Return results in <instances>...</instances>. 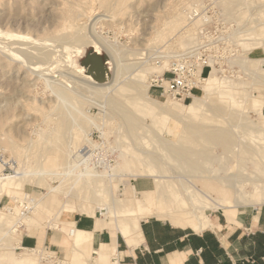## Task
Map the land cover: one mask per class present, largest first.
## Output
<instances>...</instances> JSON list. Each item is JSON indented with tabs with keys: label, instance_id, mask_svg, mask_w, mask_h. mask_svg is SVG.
<instances>
[{
	"label": "rangeland",
	"instance_id": "1",
	"mask_svg": "<svg viewBox=\"0 0 264 264\" xmlns=\"http://www.w3.org/2000/svg\"><path fill=\"white\" fill-rule=\"evenodd\" d=\"M192 1L194 0H0V150L15 162L18 161L19 171L23 168L41 171L44 166H49L48 172L42 177L29 176L30 179H26L19 189L4 191L0 201L1 210H5L4 206H17L14 200L22 196L23 192H29L31 203H35L47 195L49 185H60L63 176L51 172L70 166L73 152L87 141L81 136L75 149L70 151L71 137L77 129L73 127L65 132L60 127L61 117L67 115L69 109L84 120L86 132H90L91 136L93 134L94 140L102 143L100 153L111 159L112 164L117 162L115 168L120 179H105V193L109 200L113 198L121 203L119 200L132 197L138 204V213L155 212L158 197H167L168 200V195L174 196L177 186L172 185V182L178 179L184 185L195 184L200 189L211 192L213 196L221 195L220 197L231 200L235 199L234 191L238 189L244 199L258 203L257 197L264 192V182L260 181L258 174L264 166V130H257L256 124L258 126L264 119L260 116L259 106L255 105L249 111L245 108L244 101L251 94L260 96L264 90V81L251 76L250 69L242 66L239 58H235L228 71H215L220 80L228 82L225 84L227 86L224 85L205 97L212 105V111L190 115L184 122L164 114L160 106L175 103L185 106L191 99L183 102L165 98L161 88L151 84L152 78L166 71L169 60L186 48L184 40L194 37L186 20V10ZM224 7L228 11H235V19L246 26V40L241 42L240 53L264 57V24H261L264 22V0H224ZM92 28L102 38L120 47L123 75L115 90L107 94L94 95L81 90L75 83L80 74L79 68L72 66L67 59L75 56L77 66H85L88 62L87 54L92 51L93 46H88L87 53L80 56L84 48L78 50L80 45H74L75 41L71 44L70 41L73 40L68 39L66 33L68 35L72 30H79L81 34H86ZM61 35L66 38L65 42ZM20 39V42H28L30 45L51 47L48 58L41 60L33 53L21 52L15 43ZM135 52L142 54H137V57L149 58V61L144 65L130 63L135 60ZM147 53L151 57L147 58ZM107 57L110 59L109 54ZM259 64L264 67L262 60ZM142 68L147 70L140 72ZM65 69L71 77L63 73ZM144 92L155 101L147 102V97L140 95ZM204 95L203 89L196 93V96ZM229 95H233L234 99L229 98ZM241 99L243 102H238ZM156 101L160 105L154 103ZM181 110L184 112V108ZM88 120L99 125L104 137L95 128L98 125L93 126ZM227 129L231 130L232 142L234 141L231 146L226 142L230 141ZM57 134L66 139L63 158L46 166L49 149L51 150ZM225 145L230 147L226 149ZM248 147L251 148V153H242L249 152ZM176 148L183 149L191 157L189 163L193 162L195 169L189 168L188 163L186 165L179 162L177 153L173 151ZM252 149H260L261 158ZM144 157H147L146 162H142L141 166L148 164L153 158L167 163H160V172L169 174L166 183H171V187L167 186L170 191L167 189L159 195L155 176L136 174L133 169L135 162ZM119 161L122 167L119 166ZM126 163L133 167H125ZM171 164L175 171L167 173L164 169ZM38 177L39 180H36ZM131 183L139 190H152L144 195L139 190H131ZM104 199L106 196H99L87 181L77 179L76 176L67 177L57 192L48 194L35 206L27 224L43 228L50 223L61 229L67 218L72 220L77 215L94 220L98 216L108 222L113 216L112 209H108L104 217L100 216L97 209L103 206ZM167 204L173 207V202L168 201ZM255 206L253 209L260 207ZM77 211L96 212V215ZM206 212L212 219L220 216L224 221L222 211L209 208ZM190 214L191 211L186 210L181 215ZM175 219L180 220V216H175ZM20 230L13 239L4 237L0 232V255L3 263L16 264L12 257L23 251L12 248L15 237L27 233ZM54 233L53 229L48 228L47 242L43 246L49 251H55V257L51 258V262L43 260L47 262L45 264H61L64 261V249L52 242ZM26 235L38 238V230ZM47 250L45 253L53 256ZM34 257L30 263L38 264L40 258L37 255ZM56 260H59L58 263ZM105 264H111V261L108 260Z\"/></svg>",
	"mask_w": 264,
	"mask_h": 264
},
{
	"label": "bare ground",
	"instance_id": "2",
	"mask_svg": "<svg viewBox=\"0 0 264 264\" xmlns=\"http://www.w3.org/2000/svg\"><path fill=\"white\" fill-rule=\"evenodd\" d=\"M186 20H187V24H188V17H186ZM261 24H264V22H261ZM188 26H189V24H188ZM189 27H191L193 32H194V26L192 25ZM194 34H195V32H194ZM68 35H70V36H68ZM68 35L66 33V36L68 37V39L73 40V42L68 40L67 43H69V41H70V43L73 44L75 41L76 43H74V45L75 44L80 45L79 46L80 49H78V50H81L84 48L82 50V54H80V56H84L87 53L86 49L88 48V46H93V48H94V49L92 48V51L87 54V61L88 62L85 63L84 67H78L77 66L75 56H70L67 58L68 61L70 62V64H72V66H74V67L76 66L77 68H79L80 74H78V76H77L78 79L75 80V83L81 88V90L85 91V93H89V94L94 93V95L96 93H101V94L106 93L107 94L108 92L115 90V88L118 85L119 79L123 75L122 70L124 69L123 64L121 62V58L119 57V55H120L119 48L120 47H118L113 42L102 38L99 34L96 33L94 28H92L91 31H88L86 34H83V33L81 34V32L79 30H74V31L72 30L71 34H68ZM62 38H61V40H63V42H65L66 38H64V35L62 36ZM195 39H196L195 35H194V37H191L189 39L186 38L184 40V45L186 47L189 46L190 44H192L195 41ZM18 41L15 43L21 52H24L26 54L33 53L38 58H40L41 60H45L48 58L49 53L51 51V47L45 46V45L44 46L43 45H41V46L40 45H34V44L30 45L28 42H27L28 44L24 43V42H20L21 39ZM52 43H54V42H52ZM52 47H54V46H52ZM108 54H109L110 59L107 57ZM137 54L142 55L139 52L136 53L135 54V60L131 59L132 62H130V63L140 65L143 63L145 64V62L149 61L148 57L150 56V54L147 53L148 59H146V58L144 59V57H142V56L137 57ZM16 55H18V54H16ZM237 58L240 59V63L242 66H245L248 69H250L251 76H253L254 78H258L261 81H264V67H261V65L259 64V62L262 59H255V58L249 56L247 52L240 53L236 57V59ZM169 67H170V60L167 64L165 70L169 69ZM145 70H147V68H142L140 70V72L145 71ZM63 71H62L63 73L67 74L66 75L67 77L70 76L69 73L66 72V69ZM215 71L218 72V70L214 68L210 72L209 75L203 76L204 79H203V82L201 84V89H203L205 92L204 97L203 96H196V94H194L191 101L189 103L185 104V106L175 103V104L162 105V106H160V109L163 111L164 114L174 116L177 120L182 121V122L186 121V119L190 115H202L203 113H206L207 111H212L213 107L208 102V100L205 99V97H209L216 90H220L228 82L225 80H220L219 77L216 76ZM60 74H62V73H60ZM157 76H160V74H158ZM152 79H154V78H152ZM240 83H242V82H240ZM225 86H227V85H225ZM140 89H142V88H140ZM60 91L63 92V90H58V92H60ZM136 91H138V90H136ZM240 93H242V92H240ZM141 94H143L147 97V102H153L154 99L152 97H150V95L148 93L144 92V93H140V95ZM167 98H169L171 100H175V101H181L179 99H174V98L169 97V96H167ZM229 98H231L232 100L234 99L233 95H229ZM263 98H264L263 95L257 97L255 94H251V97L247 101H244L245 108H247V110H249V111L252 108H254L255 105L257 107L259 106V108H260V106H262ZM157 102L158 101H156L154 103H157ZM238 102L242 103L243 99L239 100ZM158 104L159 103H157V105ZM181 108H184V112L181 110ZM162 111H160V112H162ZM67 112H68L67 115L64 114L61 117L60 127L64 131L69 130L73 127L74 128L76 127V129H77V131L75 130L74 134L71 137L70 151L72 152L75 149V147H76L75 144H77V141H79L81 139L80 138L81 136H84L85 140H87V141L81 147H79L75 152H73V154L71 155L72 161L70 163V166L66 165L65 169H63L61 171L51 172L53 174L62 175L63 179H61V183L58 186L49 185V192H57L60 189L61 185L65 182L67 177L76 176L77 179H82L84 181H87L88 184L93 185V189L95 190V192L99 196H106V199L103 200V206L97 207L98 210L102 209V208L105 209V211L103 210L102 217L107 215L108 209H112L113 216L110 217V220H109L110 223L109 224L112 227L116 228L125 238H127L128 240H131L133 237H136L139 235V231H140L139 218L142 215V214H139L138 210H135V208H134V206L136 204L135 200L131 197H128V198H125L123 200L122 199L119 200V201H121V203H118V201L113 199V198H111L110 200L107 199V195L105 193L106 192V190H105L106 189V182H107L105 179L111 180L115 177L119 178L118 170L115 168V165L117 164V162H115L114 164L107 165L103 169H99L95 166V164H89L88 163V164L84 165L83 159L82 160L81 159L76 160L74 157V154L79 152L80 148H82L84 146H90L92 149L95 150L97 148H100L102 146V143L94 140L91 137L90 132H86V128H84V125H85L84 120L82 118H80L76 112H74L70 109ZM88 121L93 126L98 125V124L92 122V120H88ZM189 121H190V119H189ZM189 121H188V123L191 125V123ZM129 126L131 127L132 125H129ZM95 128L100 130V131L102 130L99 127V125ZM256 128H257V130H259V129L264 130V126L262 123L258 124V126L256 124ZM227 130H228L227 133L229 134V137H230V141L226 140V142H229V145L231 146V144H233L234 141L232 142L233 137H231V132H230L231 130L230 131H229V129H227ZM191 133L193 134L194 132L192 131ZM89 134H90V137H89ZM101 135H102V137H104L102 131H101ZM194 136H197V135H194ZM65 142H66V139L64 138V136H60L59 134H57L54 137L53 142H52V148H51V150L49 149L48 157H47V160L45 163L46 166L50 162H55L56 160L59 161L61 158H63V150L65 149ZM229 147H227L225 145L226 149H228ZM248 149L250 150L249 152L248 151H242V153H245V154L251 153V148L248 147ZM173 151L177 153V155L179 157V159H178L179 162L181 161L185 164L188 163L189 168L194 167V169H195V164L193 165V162L189 163V161L191 160L190 159L191 157L189 158V156L187 155V153L183 149L181 150V148H176V149H173ZM252 151L254 152V154H256L257 156H259L261 158V155H260L261 153L259 154V152H261L260 149H254V150L252 149ZM146 158L147 157L138 158L135 162L136 166H134L133 169H134V171L137 172L136 174L140 175V176L141 175L155 176L156 177L155 178L156 187L158 188L159 195H161L164 191H167V189H169V188H167V186L171 187L174 184H176V186H177V190L175 192H173L174 196L173 195L171 196L170 192L169 193L166 192V194H170V196L168 195V197L170 199L167 200V197H164V198L158 197L156 215L160 216V217H168L171 221L182 223L183 225H186V226H191L196 231H200V230L204 229L206 226H208L209 222H208L206 210L209 208L215 209V208H223V207L227 206V207H232L233 209L239 208L241 213H244V212L252 209L256 204H260V203L264 202V192L261 193L257 197L258 203H253L252 200L244 199L240 193L241 191L238 189H236L234 191V198L235 199L231 200V199L222 198V197H220L221 195L219 197L213 196V194L211 192L204 191V190L200 189L198 186H196L195 184L184 185L181 183V180H178V179L176 181L172 182V185H171L170 182L166 183L167 180L169 179L168 178L169 174L168 175L162 174L160 172V165L162 163H165V164H167V163L164 162L163 160L159 161V160L153 158V159L149 160L148 164H143V166H141L140 164L142 162H146ZM87 161H88V159L85 162H87ZM66 162H68V161H66ZM152 163H154V164H152ZM178 165H180V164L178 163ZM0 166L2 167V170L0 171V199H1L4 191L10 192L11 189H13V188L19 189L23 185V183L26 179H30L29 176H36L37 175L39 177H42L43 174L48 172L47 168L49 167V166H47V167L44 166L41 171H28L22 167L23 169L19 171V163L17 161V171L14 174L6 175V174L2 173L4 170L3 164H0ZM119 166L120 167L123 166L120 163V161H119ZM124 166L128 167V168L130 166L133 167V165H130V163H126ZM182 167H183V165H182ZM52 168H54V167H52ZM164 170H167V173H168V171L170 172L171 170H174L173 164L166 167V169H164ZM211 174H213V173H211ZM258 174H259V177L261 178L260 181L264 182V166L260 169V172ZM39 177L36 180H39ZM253 179H255V178H253ZM225 180H227V179H225ZM220 182L222 183L223 181H220ZM161 183H163V184L160 186ZM261 189H262V187H261ZM131 190H133V189L131 188ZM169 191H170V189H169ZM107 193H108V191H107ZM146 193L147 192H144L142 194L145 195ZM30 200H31V198L29 199L28 195L23 192L22 196H20L18 199L14 200V202L16 203L17 206L8 205V206L3 207L5 210L0 209V232L4 237L7 236V237H11L13 239L14 236H16L15 233L17 231H19L20 229H21L20 231H22V232L24 231L26 223L28 221H30L31 215L34 212L35 206L38 204L36 202L33 203L34 201L31 203ZM168 201H170V203L173 202L172 208L170 207V205L167 204ZM17 209H18V212H17ZM23 210H26V211H23ZM186 210H190L191 214L189 216L181 215L182 213L186 212ZM136 212H137L136 216L130 215V214L136 213ZM175 216H180V220L175 219ZM19 238H20L19 236L15 237V239H19ZM28 251L31 253V255H34V256L37 255L38 257L40 256V254L37 252L38 249H35V250L31 249ZM34 256L25 255V254H15L14 257H12V258L15 260L16 264H33V263H30V261L32 260V258ZM53 257L54 256H51V258H53ZM34 258H36V257H34ZM113 260L116 261V264H117V258L113 257ZM72 264H83L82 256L79 255L76 259L73 260ZM88 264H91V263L88 262Z\"/></svg>",
	"mask_w": 264,
	"mask_h": 264
},
{
	"label": "crops",
	"instance_id": "3",
	"mask_svg": "<svg viewBox=\"0 0 264 264\" xmlns=\"http://www.w3.org/2000/svg\"><path fill=\"white\" fill-rule=\"evenodd\" d=\"M253 58L264 62V57ZM262 95L264 96V90L260 96ZM260 111V116L264 119V98ZM262 124L264 126V122ZM131 187L136 192L140 191L139 193L152 190H139L132 183ZM50 193L46 192L47 195ZM262 204L264 202L256 206ZM137 205L134 206L135 210L138 209ZM214 210L222 211L224 221L220 216L212 219L206 212L209 224L200 231L191 226L175 224L167 220L168 217L157 216V211L139 213L142 214L139 218V235L131 240L112 227L109 221L98 216L96 220L81 215L74 216L72 220L67 218L61 229L50 223L43 228L28 226L26 223L23 232L27 233L18 235L20 238L15 239L12 248L23 249L16 254L25 255L31 254L28 250L38 249V264L47 263L43 261L45 259L51 262V256L45 253L47 249L43 246L47 242L46 233L50 228L55 232L52 242L59 244L65 251L61 264H72L79 255L83 258V264H105L108 260L111 264H116L113 257L117 258V264H264V205L244 213L239 208L227 206ZM77 212L96 215V212ZM136 214L137 212L130 215ZM37 230L38 238L26 235ZM49 252L55 257V251ZM2 259L0 255V264H7Z\"/></svg>",
	"mask_w": 264,
	"mask_h": 264
},
{
	"label": "built area",
	"instance_id": "4",
	"mask_svg": "<svg viewBox=\"0 0 264 264\" xmlns=\"http://www.w3.org/2000/svg\"><path fill=\"white\" fill-rule=\"evenodd\" d=\"M186 14L189 26H194L195 41L177 52L170 59L169 69L152 80L153 86L161 88L162 96L183 102L201 90L203 76L209 75L214 68L218 72L232 68L247 31L246 26L235 19L236 12L225 9L224 0H194ZM91 137L94 139L93 134ZM74 157L83 159L84 165L95 164L99 169L112 164L111 159L100 153V148L94 150L90 146L80 148ZM0 164H3L2 173L6 175L17 171V162L2 150ZM103 210H98L100 216Z\"/></svg>",
	"mask_w": 264,
	"mask_h": 264
}]
</instances>
